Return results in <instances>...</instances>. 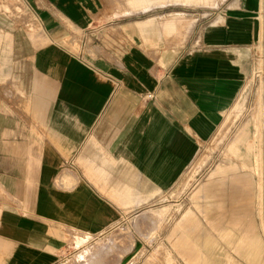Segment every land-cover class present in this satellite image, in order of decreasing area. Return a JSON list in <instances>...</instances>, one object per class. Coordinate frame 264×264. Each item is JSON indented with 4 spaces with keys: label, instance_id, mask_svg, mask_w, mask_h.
Returning <instances> with one entry per match:
<instances>
[{
    "label": "crops",
    "instance_id": "1",
    "mask_svg": "<svg viewBox=\"0 0 264 264\" xmlns=\"http://www.w3.org/2000/svg\"><path fill=\"white\" fill-rule=\"evenodd\" d=\"M9 4L0 2V264H117L98 250L66 255L183 187L215 139L174 248L185 264H264L263 80L251 129L241 124L251 75L264 72V0ZM219 149L243 153L244 170ZM71 232L84 237L69 247Z\"/></svg>",
    "mask_w": 264,
    "mask_h": 264
},
{
    "label": "rangeland",
    "instance_id": "2",
    "mask_svg": "<svg viewBox=\"0 0 264 264\" xmlns=\"http://www.w3.org/2000/svg\"><path fill=\"white\" fill-rule=\"evenodd\" d=\"M16 0H0L5 4H9L13 8ZM8 9V14L11 18H17L21 15L16 9ZM1 11V10H0ZM32 28V26H31ZM69 47L79 49V44L74 41L71 42L66 40ZM258 56L255 59L254 69L257 70ZM264 66V65H263ZM264 69V67H263ZM261 80L264 81V72L258 76L257 72L251 75L249 86L245 93L246 95V107L249 110L246 111L245 118L241 124L247 123L248 128L251 129L250 118L255 110L257 98L259 95L262 96ZM264 83V82H263ZM238 124V123H237ZM225 130V129H224ZM224 131L219 133L218 139L221 137ZM215 139L211 144L204 146L203 151L199 154L198 160L195 164L191 165L186 175L190 170H194L190 179L180 188V186L172 187L165 195L158 196L154 202L147 207L146 210L138 212V215L134 218H128L122 221L117 227L109 234H105L103 237L91 240L88 246L81 252L75 251L70 252L66 255L69 258H84L89 259L90 252L98 250L99 254L96 258L108 259L111 257H117V264H132L134 261L138 264H185L182 256L174 248L175 237L171 236V231L176 223V220L180 218L183 212L192 207L190 195L194 189V173L199 166V163L206 159L212 148L216 144ZM218 160L225 161L227 159L235 162V171L244 170L242 168V162L245 161V157L242 154L240 156L231 155L225 152H218ZM183 183V182H182ZM256 211V220L259 222V217ZM157 214V216L155 215ZM163 214V215H162ZM199 219L202 221V225L208 228L213 235L216 232L205 223L204 218L200 217V213L197 211ZM147 231V232H145ZM78 237H84L82 234L77 232H71L65 237V242L71 247L72 242H75ZM262 238H264L262 234ZM140 241L145 242V248L141 245ZM117 249H114V247ZM147 246V248H146ZM228 252L233 255L237 260L243 261L240 257L236 256L230 248ZM72 263V261H70ZM170 262V263H169Z\"/></svg>",
    "mask_w": 264,
    "mask_h": 264
},
{
    "label": "bare ground",
    "instance_id": "3",
    "mask_svg": "<svg viewBox=\"0 0 264 264\" xmlns=\"http://www.w3.org/2000/svg\"><path fill=\"white\" fill-rule=\"evenodd\" d=\"M260 111H261V109H260ZM261 113V112H260ZM261 116V115H260ZM261 123V122H260ZM259 125H261V124H259ZM261 127V126H260ZM260 130H261V128H260ZM258 139H259V145H260V143H262V133H259L258 134ZM261 146V145H260ZM258 150V149H257ZM262 157H263V155H262V147H260V151H259V153H258V155H257V165H258V167H260V170H259V177H260V179H261V165H262ZM263 175V174H262Z\"/></svg>",
    "mask_w": 264,
    "mask_h": 264
},
{
    "label": "built area",
    "instance_id": "4",
    "mask_svg": "<svg viewBox=\"0 0 264 264\" xmlns=\"http://www.w3.org/2000/svg\"><path fill=\"white\" fill-rule=\"evenodd\" d=\"M147 96H148V97H151V94H148Z\"/></svg>",
    "mask_w": 264,
    "mask_h": 264
}]
</instances>
